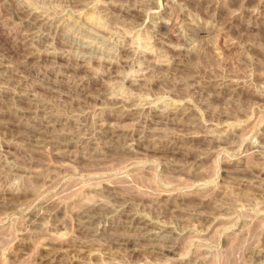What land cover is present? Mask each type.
Masks as SVG:
<instances>
[{"label": "rangeland", "instance_id": "1", "mask_svg": "<svg viewBox=\"0 0 264 264\" xmlns=\"http://www.w3.org/2000/svg\"><path fill=\"white\" fill-rule=\"evenodd\" d=\"M0 264H264V0H0Z\"/></svg>", "mask_w": 264, "mask_h": 264}]
</instances>
